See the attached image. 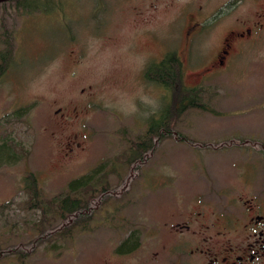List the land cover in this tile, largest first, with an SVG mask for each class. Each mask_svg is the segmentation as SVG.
Instances as JSON below:
<instances>
[{
  "label": "rangeland",
  "instance_id": "rangeland-1",
  "mask_svg": "<svg viewBox=\"0 0 264 264\" xmlns=\"http://www.w3.org/2000/svg\"><path fill=\"white\" fill-rule=\"evenodd\" d=\"M33 1L0 3V52L10 51L0 72V143L10 152L0 148V264H207L190 253L204 234L194 233L197 211L209 221L232 195L264 194V34L212 65L262 1ZM171 52L202 106L173 115V135L154 137L147 160L124 163L169 101L145 71ZM110 159L116 169L99 171L110 192L91 219L42 235L41 206L101 163L108 171ZM177 220L190 228L173 231ZM132 228L140 243L120 253Z\"/></svg>",
  "mask_w": 264,
  "mask_h": 264
},
{
  "label": "trees",
  "instance_id": "trees-1",
  "mask_svg": "<svg viewBox=\"0 0 264 264\" xmlns=\"http://www.w3.org/2000/svg\"><path fill=\"white\" fill-rule=\"evenodd\" d=\"M12 1V0H10ZM17 6H20V0H14ZM47 0H34L29 2L32 4H37L34 8L39 9V2H45ZM5 3V2H3ZM23 7L26 6L23 4ZM9 50L5 49L4 52H0V72L3 71L5 67V62L9 56ZM180 61L174 56V53H168L159 62H151L147 65L145 71V77L150 81H153L169 91V101L167 104L159 110V115L156 118H152L148 124L147 129L144 134L137 140L132 141L129 144L126 153L124 163H131L138 161H145L146 154L155 148V143H153L154 137L157 141L161 138L167 136H172V125L173 115H178L184 112L187 108L202 106L200 102V95H197L198 89L186 88L181 85L180 79ZM20 113V111H18ZM17 113V114H18ZM181 137V135H179ZM6 143H0V148H5L8 150V156L10 154L9 148ZM128 154V156H127ZM110 164L108 171L106 170L107 163L103 162L97 166L90 173L82 175L76 179L71 180L67 185V191L64 195H59L53 197L50 204H46L45 207L41 206L42 216L40 217V222L43 223L45 228H42V235L52 236L59 234V236H66L70 233L73 226L79 225L81 221L87 219L90 220L93 212L98 209L101 205H97L94 202H98L105 199H101L104 195H109L108 192V182L106 173L103 172H113L116 169L114 160L110 159ZM98 173L97 176H94ZM29 174L27 178L31 177ZM26 178V179H27ZM33 181H31V184ZM34 185V184H32ZM35 196L38 193L33 190ZM98 194L99 196H96ZM34 195H32L34 197ZM99 198V199H98ZM50 213V217L47 215ZM61 220V225L54 227L53 223L57 220ZM124 250L122 246L117 247V251Z\"/></svg>",
  "mask_w": 264,
  "mask_h": 264
},
{
  "label": "flooded vegetation",
  "instance_id": "flooded-vegetation-1",
  "mask_svg": "<svg viewBox=\"0 0 264 264\" xmlns=\"http://www.w3.org/2000/svg\"><path fill=\"white\" fill-rule=\"evenodd\" d=\"M261 1V12L258 13L256 20L250 25H245V21H243V28L230 29L223 40L222 47L215 56L213 66L222 67L232 54L237 52L235 43L238 46L239 43L250 41V38L255 34L260 36L264 34V0ZM259 29H261V33L257 32ZM201 31L202 29L198 28V30L188 33V37H196ZM257 39L254 38V40ZM262 148L263 150L258 148V151H264V147ZM254 195L253 192H248L246 195L244 193L232 195L229 208L222 209L219 213L212 211L213 218L211 217L209 221L204 219L206 216L204 209L198 210L197 221L202 222L198 230H194V233H197V236L201 232L204 234L201 237L198 236L194 243V249H191L190 253L202 255L207 260V264H264V194ZM199 203L201 204V202ZM126 220L131 226L129 218ZM172 226L173 231L176 232L190 228L189 221L184 220H177ZM212 228L214 233H205L211 231ZM139 243V230L137 228L129 229L118 244L124 248L120 253L133 251Z\"/></svg>",
  "mask_w": 264,
  "mask_h": 264
},
{
  "label": "water",
  "instance_id": "water-1",
  "mask_svg": "<svg viewBox=\"0 0 264 264\" xmlns=\"http://www.w3.org/2000/svg\"><path fill=\"white\" fill-rule=\"evenodd\" d=\"M7 1H10V0H0V3L7 2Z\"/></svg>",
  "mask_w": 264,
  "mask_h": 264
}]
</instances>
